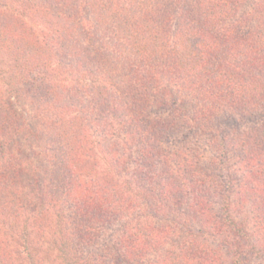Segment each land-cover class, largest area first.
<instances>
[{"label":"trees","instance_id":"16d2710c","mask_svg":"<svg viewBox=\"0 0 264 264\" xmlns=\"http://www.w3.org/2000/svg\"><path fill=\"white\" fill-rule=\"evenodd\" d=\"M0 55V264H43L41 216L52 264L264 251V0H0Z\"/></svg>","mask_w":264,"mask_h":264},{"label":"rangeland","instance_id":"374dc122","mask_svg":"<svg viewBox=\"0 0 264 264\" xmlns=\"http://www.w3.org/2000/svg\"><path fill=\"white\" fill-rule=\"evenodd\" d=\"M31 18V15L30 17ZM19 32L21 33V35L23 34L22 31L20 29H23L25 35H22V37H27V39L29 40V42H32V38L26 36L29 34L30 29L27 28H18ZM6 30L8 32V35L10 33L14 34L13 30V25H11V29L6 27ZM11 34V36H12ZM10 36V37H11ZM0 58L2 59L3 57L0 55ZM6 73L4 71V65L0 64V96L1 97H5V94H11V89L7 88V84H6ZM16 89V88H15ZM10 91V92H9ZM13 95V94H12ZM0 97V98H1ZM14 97V96H13ZM15 103H14V109L16 110V112L21 116V118H25L28 121V128L29 130H27V133H25L24 135H22L20 138L18 137L15 141L17 145H19L23 152L26 154L31 155L33 158H31L34 161V158H36V161L38 162V167H44L45 165V161L43 159L42 161V150L39 146V144L41 145V142L38 138L41 137V121H43L42 117H38L35 114V111H33V108L30 106L29 102H27L25 99L22 98H13ZM1 101V100H0ZM51 115V114H50ZM204 139V137L201 138V140ZM200 140V141H201ZM15 141L12 143V147L16 148L15 145ZM206 143V142H205ZM201 144L205 147V158L208 159V157L215 152L214 148H213V143H208V144ZM11 147V148H12ZM41 159V161H40ZM246 212H243L241 214V217H244L245 215V221H247V229H251L252 225V211L246 207L245 208ZM51 217L50 219L47 218L46 216H41L40 217V221L42 222L41 224H32L31 230L33 231L32 234H35L37 232V230H40V234L36 235V241L39 244V246L41 247L40 251H38L39 253V257H41L43 259V264H52L53 262L56 263V254L54 251V248L52 246V243H50V239L52 237V229H53V223L51 221ZM34 237V236H33ZM35 239V237H34ZM5 247L1 248V253H4ZM8 252H10V250H5ZM221 252V263L220 264H264V257L261 258L259 257L257 254L258 253H263L264 251H243L245 254L243 255V257H245L242 261V258H240L241 261H236V263L231 262L229 255L225 253V251H220ZM8 260L12 261L14 260L15 255L12 253L8 256ZM4 262H7V260L5 259L4 256Z\"/></svg>","mask_w":264,"mask_h":264}]
</instances>
